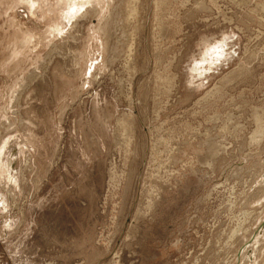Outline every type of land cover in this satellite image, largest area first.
<instances>
[{
	"label": "rangeland",
	"instance_id": "1",
	"mask_svg": "<svg viewBox=\"0 0 264 264\" xmlns=\"http://www.w3.org/2000/svg\"><path fill=\"white\" fill-rule=\"evenodd\" d=\"M0 264H264V0H0Z\"/></svg>",
	"mask_w": 264,
	"mask_h": 264
},
{
	"label": "bare ground",
	"instance_id": "2",
	"mask_svg": "<svg viewBox=\"0 0 264 264\" xmlns=\"http://www.w3.org/2000/svg\"><path fill=\"white\" fill-rule=\"evenodd\" d=\"M72 10H73V9H72ZM72 10H71V11H72ZM76 11H77V10H76ZM69 13H70V12H69ZM69 13H68V15H69ZM70 15H71V13H70Z\"/></svg>",
	"mask_w": 264,
	"mask_h": 264
}]
</instances>
